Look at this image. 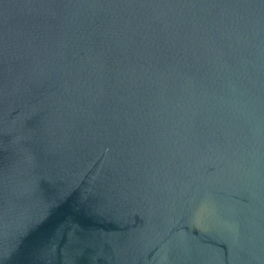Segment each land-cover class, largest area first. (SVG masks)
<instances>
[{
	"label": "water",
	"instance_id": "water-1",
	"mask_svg": "<svg viewBox=\"0 0 264 264\" xmlns=\"http://www.w3.org/2000/svg\"><path fill=\"white\" fill-rule=\"evenodd\" d=\"M0 264H264V0H0Z\"/></svg>",
	"mask_w": 264,
	"mask_h": 264
}]
</instances>
